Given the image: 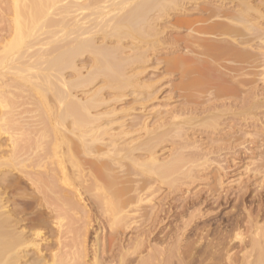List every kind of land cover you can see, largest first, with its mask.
Listing matches in <instances>:
<instances>
[{
  "label": "bare ground",
  "instance_id": "1",
  "mask_svg": "<svg viewBox=\"0 0 264 264\" xmlns=\"http://www.w3.org/2000/svg\"><path fill=\"white\" fill-rule=\"evenodd\" d=\"M183 1L184 0H8V2L10 4V6L7 5L8 10L10 7V10L8 12L9 17L7 19L8 20V26H7V28L0 30V32H1L0 33V111L3 109V106L6 105V104L3 105V103L7 102V101H5V94L8 92L9 93L8 95H10V93H11V92H9V90L6 92V90L9 88L5 89L7 87L8 83L6 84L4 82L5 81L4 79L8 75H11L13 77L14 80L11 79L12 80L11 82H13V83H14V81L18 82L19 84L24 83L23 85H25V83H27V84L29 83V85H31L32 92H34L35 94L39 95V97H41V100L40 99L39 100L41 101L40 104L42 105V108H40V107L39 108L45 111V113L42 111L45 114L44 115L45 119H43V120H44V122L46 121L47 124H49V127L47 129L43 128V129H45L44 132L41 131L42 136L39 135V136L35 137L34 141L36 140V138H38L37 140H40L39 139L40 136L42 138H45L48 136L53 137L52 145L50 144L51 147L49 146V148H48L49 150H47V151H49V154H48V152L47 153L45 152L46 151L45 149H44L45 150L44 152H45V154H48L49 156L51 155L52 157H55V161L52 159L53 161H50V162H53V163L55 162L56 165H55V163L52 165V163L49 162L53 166L51 168V165L47 161L48 159H46L47 166L44 165V167L46 166V168H47L49 165L50 168L49 167H48V169L44 168V170H43L41 165H40L42 161H39L40 164L38 163V165H40V167H41L40 170H42V171H34L33 169H34V167L37 166V164H32L30 162L31 160H29V162H30L29 163L27 161V158L31 156L30 159H32V155H33L32 150H34L35 147H33L32 150L29 149V150H31L32 155L28 156L29 150L26 151V146H24L25 149L23 148V146L22 147L20 146L21 150L17 146L16 148H18L19 151L24 152L23 154H21L19 151L14 150L16 144H18V143L15 142V144H14L13 141H15V140H12V138H11L12 136L9 135L11 133L8 134L9 136L7 135L8 138L5 141H7V143H9V142L10 143L8 145H4V148L6 146H8L6 148H9V150L7 149L8 150V152H7V150L5 149L7 153L4 152L5 150L2 151L4 153L0 152V264H67L66 263L67 259L59 258L57 254L56 255L51 254V261H47L45 258L46 257L45 255H38V253L42 254L43 249L46 252H48L49 246L43 247L44 244L39 243L40 241L46 242V239L41 238V233H40L41 231L30 233L31 236L30 235L27 236L26 233H24L23 231H16L19 228V226L21 225V223L24 221H27L29 223L28 228H29V230H31V232L33 230H35L36 228L41 227V226L42 227L48 226L49 228L50 227L51 228L56 227L57 230L59 231L61 226L64 227V225H65V224L63 225L61 223V221L62 220L64 221V219H66L67 216H70V214H72V213L68 214L67 212H72L73 210H75V208H76V210H75V212H76L77 209H79L78 204H76L74 202L76 200L74 199L73 201H71V199L76 197V198H78L79 202L80 201L86 202L88 200L86 199L85 196H87V194L93 193L92 195L90 194V196H92V197L94 196L93 201L88 202L86 204L89 205V209H92L93 206L95 207V209L96 208H100V210L103 209L105 216H107L106 213H108L107 218L110 216L108 221L111 219V222H112V223H110L109 226H110V229H113L114 227L112 225H116L118 222H122V220H123V222H125V218L128 217L127 212L130 210V207L133 206L135 203L138 204V202H140L142 200V198H144L146 190L149 191L151 189V188H149L150 186L147 185V182H146L147 180L144 179L145 177L143 178V176H145V175H143V176L137 175L138 173H140L141 170L144 173H148V174L153 173L152 175H154L155 177L158 176L159 178H157V179H159V181L162 180V182L164 181L163 179H165V180L168 179L169 178L168 176L172 175L171 173L175 174V172L177 170L179 171L178 166H180L184 160V159L182 160L181 155L177 156L175 159L173 158V160L171 159V161L167 160V162L166 161L159 162V159L156 158L157 156L154 155L155 154L154 149L157 148L156 147L157 144L159 145V143L161 142V140L164 136V134L161 132L159 134L154 135V136H151L149 134L148 138H146V140H143L142 142L140 141V143H138L136 145L131 143V140H129L130 142H127V140L125 139L126 136L128 137L129 134H131L129 131L125 132L126 131L125 130L122 132L120 131L119 133H109L110 132V129H109V132L107 134V133H105L106 130L101 131V127H99V125L97 127L95 126L96 129L89 130V132H92L94 130L92 134L91 133L89 134V136H87V134L85 135V137L82 136L79 132H82L84 129L88 128L89 127L88 125H91L94 121L96 122V120H98V118L100 116V115L99 116L95 115L96 116L95 117V116H91V114H90L91 113L90 111L95 110L94 105L96 107V104H94V102L97 103L96 99H98V98H96V96L99 92L98 91L99 89H97V91L95 90L93 93H91V96L89 95V97H87L88 100H87V102H84V104H83V102H79L78 100H80V99L77 100L75 96H73L75 99L73 97L70 98V95L68 94V92L70 91V89H69L70 87H68L69 90L66 91L67 82H66L65 77L63 75V71L65 69H68V68H76L74 65L76 58H80L84 54H87L88 58L87 57L86 58H87V64H89L88 65L89 70L87 68L88 66L86 65L85 67L87 69L86 68L85 69L88 70V72L84 77L78 78V81H80L82 83L79 85L77 84L78 86L82 85V87H84V85L86 86V84H92V83H94V81L96 79H99V76H103L105 82L113 90H115L114 88L122 89L128 85H131V83H132L131 78H133V77L132 76H130L131 78L129 76H128L129 78L124 77L127 75L125 73V70L127 69V67L125 69V66H128L129 64H131L134 61L135 62L141 61L143 58V57L141 58V56L143 54L140 57L134 56L135 58L133 60L131 59L132 58L131 55H130V58H129V56H128V58H125V56H123V55H122L123 56L122 57L120 54L121 51H119V49H120L119 47L122 45V42L125 40L128 41L127 39L138 40L139 42H143V40H146L147 38L153 36L154 35L153 33H156V31H154L153 27L156 28L155 27L156 22H158V20H160V19L162 20L163 16H165V13H168L167 12V9L169 8L168 6L172 7V5H174L173 7H175V5H176V7H177L181 2L183 3ZM188 1L191 2L193 0H188ZM188 1H186V2H188ZM218 1H220L218 5H216L217 3L216 4L214 3V0H210L209 3H206L203 6L200 5L201 8L199 10L202 11V12L200 11L201 16L200 17L197 16V18H193V20H191V19L190 20H186V19L182 20V19H178L175 17L176 18L175 23H176L177 28H179L181 30L184 29L185 31L188 32V34L191 35L190 36L192 38L191 44H193L194 47L196 46L197 48L200 49L199 53H201V56H202V54L207 55L211 59L214 58V60L227 58V59L232 60V62L233 61L238 62V64L244 63V65H245V62L249 63L252 61L253 62L257 61V60H255V57H253L254 59L252 61H250L251 60L250 59L251 53L248 54L246 52V50H244V52H243L241 49L234 47V45H235L234 42L236 41L240 45L241 44L246 45V43H248V41H249L248 35L245 32L246 27L241 26V24H243V22L247 23V22H249L248 20H250V19H255V21H257L256 19H258V18H264L263 17L264 15L260 12L259 6L254 5V3L256 1H258V3H259L260 0H252V2H254L252 4L247 0H243V1L240 0L238 4H241V6H239L238 11H236L237 8L234 10V9H232V7L228 6V4L231 2V0H218ZM233 1L236 2V0H233ZM182 3L180 4V6H184ZM107 4H109V5L106 6ZM186 5H189V4H185L184 7H186ZM231 5H233V3ZM108 7H110V8H108ZM177 9H178V7H177ZM195 9H197V8H195ZM86 10L91 11L90 15H93L92 19H91V17H90V19H88V17L84 14L86 12ZM1 12H3V10ZM5 12H7V10H5ZM181 12H183V11H181ZM239 23H240V25H239ZM253 26H254V24L251 25V27H253ZM152 31H154V32L151 33ZM252 32L255 33V31H252ZM206 36H208V37L209 36H213V37L227 36L228 38H232L233 40H231L229 42V40L227 39L228 41H226V44L224 43L225 45L224 44H218L217 45L216 43L218 41H216V43H214V40H211L213 42H211V41L209 42V39L208 40L205 39ZM257 36H256V38H257ZM253 37H254V35H253ZM249 38H251V37H249ZM95 39H97V40H95ZM98 39L101 40L102 42L111 43V44L117 43V44H116V46L114 45L112 47L111 46L107 47L105 45L99 44ZM132 40H130V41L132 42ZM175 40H176V38H175ZM178 40L176 42H178ZM251 40L252 39H250V41ZM172 41H174V40H172ZM176 42H175V44H176ZM106 43H103V44H106ZM124 44L125 43H123V45ZM140 44H143V43H140ZM166 44H168V43L166 42ZM252 44H253V42H252ZM130 45L136 47V45H133V44H130ZM179 45H180V43H179ZM179 45H177V46H179ZM128 46H127V48H128ZM146 46H147V43H146ZM188 47H190V46H188ZM132 48H130V49L132 50ZM123 50H125V48H122V53H123ZM133 52H132V54H133ZM135 54H137V53H135ZM172 57H174V59L172 58V60H169V58H167V57L166 58L168 60L165 59L166 60L165 61L166 67H164V69L166 71L165 73L172 72V71L173 72L178 71V73L180 74L179 75L180 76L179 81L182 80L181 79L182 77L185 78V76H187L186 78H188L189 74L195 73V71H196L197 75L200 72V71L197 72L198 70H196L197 68H195V66L194 67L189 66L190 64L187 65V62L181 60L182 58L179 59L177 57V59H178L177 60L175 58L176 57L175 55ZM260 57L261 56L259 55V58ZM160 58H157V59L160 60ZM203 62H204V60H203ZM253 62H252V64H253ZM241 65L239 66L240 68H238V69H237L238 66L235 69L234 65H233L234 68H230V69L235 70V71H238V70L240 71V70L244 69L243 68L244 66L241 67ZM202 66H198V67H202ZM247 66L250 67V65H247ZM256 66L257 65H255L254 67H256ZM210 69L211 68L209 67V70ZM250 69H251V67H250ZM128 70H129V68H128ZM128 70H127V72H128ZM205 70H207V69H205ZM76 71L78 72V71H80V69L79 70L77 69ZM130 71H132V70H129V72ZM139 72L137 71L136 75L139 74ZM205 72H209V71H205ZM221 72H222V70H221ZM200 74H201V72H200ZM247 74H248V72H247ZM249 74H251V72H249ZM238 75H240V72ZM243 75H245V74H243ZM199 76H202L201 78H204L203 74L199 75ZM244 77L245 76H243V79H244ZM135 78H136V76H135ZM184 78H183V80H184ZM216 78H218V76ZM223 78H225V77L223 76ZM229 78H232V77H229ZM239 79H241V78H239ZM6 80L8 81L9 79L7 78ZM134 80H136V79H134ZM138 80H139V78H138ZM187 80L188 79H186V81ZM198 80H199V78H198ZM198 80H196V83L199 82ZM221 80H222V78H221ZM224 80H226V79H224ZM224 80H222V81H224ZM186 81L184 80V82H186ZM209 81H210V79H209ZM209 81H208V83H209ZM232 81H234V80H232ZM236 81H237V79H236ZM192 82H194V80ZM206 82L207 81H205V83ZM255 82H257V81L255 80ZM74 83H73V85H74ZM187 83H188V81L186 82V84ZM134 84H132V86ZM139 84H140V82H139ZM191 84H188L187 85L188 87L185 85V87H187L186 90L190 87L189 85H191ZM193 84H195V83H193ZM210 84L208 86H210ZM217 84L218 85L214 84V86H211L213 88V91H214V98L220 99V98L226 97L225 100L227 99L228 101L224 100L225 104L228 102L230 105L231 102H229L230 101L229 99L234 97L235 94L237 96L236 91H234V89H233L234 87L231 88L232 87L231 82H230L231 87L224 85L223 82H221V84H219V79H218ZM16 85L17 84L15 83V85L13 87L16 88ZM175 85H177V83ZM197 85H199V84H197ZM201 85H205V84L202 83ZM10 86L12 87L11 84H10ZM148 86H149V84H148ZM235 87H237V85ZM15 88H13V89L16 92ZM17 88H19L18 85H17ZM22 88L23 87H21V90H22ZM26 88L27 87H25V89ZM240 88H241V86H240ZM243 88H244V86H243ZM183 89H185V88H182L181 91H183ZM109 90H111V89H109ZM176 90H177V88H176ZM186 90H184V91L186 92ZM121 91L123 92V90H121ZM184 91H183V93H184ZM188 91H190V90H188ZM210 91H211V89H210ZM15 92H14V95H15ZM48 92H50V95L52 93V97L49 95V97H51V98H50V100H48V102L51 101V99L54 97L53 101L54 102L56 101L55 103H57L58 107H57V109L55 108L56 111L55 110L52 111L54 109V106L52 107L53 108L52 110L50 108L51 106L48 108V106H49L48 104L50 103V102L49 103L47 102L48 104L46 103V101H47L46 96L48 97V95H46V94H49ZM237 92H239V91H237ZM69 93L71 94V92H69ZM33 94H30V96ZM123 94H125V93H123ZM147 95L145 94V96H146L145 98L150 97ZM152 95H153V93H152ZM120 96L121 95H119V97ZM179 96H182V97L184 96V98H186L187 102H188V98L190 97V95L187 96L186 94L185 95L181 94ZM12 97H13V94H12ZM253 97H255V95H253ZM111 99H112V97H111ZM144 99H142V100L144 101ZM190 99H189V103H190ZM235 99H236V97H235ZM237 99H238V97H237ZM247 99H248L247 97L245 98L243 96H240L239 102H243V101L246 102ZM73 100H76V101H73ZM138 101H140V100H138ZM143 101H140V102H143ZM210 101L211 100H209V102ZM209 102H208V104H209ZM183 103H184V101H183ZM251 103H252V101H251ZM141 104H143V103H141ZM186 104H188V103H186ZM211 104H213V102ZM184 105L185 104H183V106ZM191 105H190V107H187L185 109L187 112L194 110L191 107ZM223 105H224V103H223ZM234 105H236V104L234 103ZM199 106H200V104H199ZM216 106H218V105L214 104V105L210 106L209 109H211V107H213V109H214V107L216 108ZM219 106H220V104H219ZM247 107L251 108L250 106H247ZM40 109H38V110H40ZM90 109H92V110H90ZM204 109L205 110H203V111H206L207 108L205 107ZM256 109L258 110V108H256ZM182 111H183V109H182ZM207 111H209V110L207 109ZM2 112H4V109L2 110ZM53 112L54 113L56 112V113L54 114ZM111 112L112 111H110V112L108 111L107 113H105V114L103 113V114L109 115V114H111ZM200 113H201V111H200ZM0 115H2V113H0ZM112 115H113V113H112ZM238 115H239V113H238ZM3 117H4V115L0 116V119ZM41 117H42V115H41ZM237 117H239V116H237ZM244 117H246V116H244ZM7 118L5 117L4 119L6 120ZM69 118H71V120H72L71 122H70ZM175 118H177V117H175ZM4 119H1L2 123L0 120L1 124H3V121H5ZM67 119L69 121L71 128L69 127V125L65 126L66 128L64 127V124H67L66 122H68ZM111 119H113V118H111ZM167 120H168V118H167ZM14 121H15V119H14ZM170 121H171V119H170ZM243 121H245V120H243ZM256 121H257V119H256ZM258 121H259V119H258ZM163 122H164V120H163ZM246 122H248V121H246ZM254 122H255V120H254ZM4 123H6V122H4ZM163 124L164 123H158V125H161V127ZM170 125H172V124H170ZM56 126H58V128H56ZM164 126H166V125H164ZM0 127L2 128V125ZM13 127H14V124H13ZM60 127L61 128L63 127L65 129L61 130ZM67 127H69V128H67ZM158 127L160 128V126H158ZM67 129H68L69 133H67ZM69 129H70V131H69ZM65 131H66V133H65ZM85 131H87V130H85ZM85 131H83V132H85ZM0 132H1L0 134H2L1 130H0ZM83 132H82V134L84 135ZM132 132L134 133L133 130H132ZM5 133H7V132H5ZM148 133H152V132L149 131ZM164 133H166V132H164ZM38 134H40V132H38ZM102 134L108 135V137H109L108 141L109 142L106 140L108 143H106V142L101 143V141H103V139L105 140V138H103ZM11 135H13V134H11ZM25 135H27V134L25 133ZM70 135H73L75 137L74 138L75 141L72 140V137ZM86 136L90 137L89 139L87 138L89 141L86 139ZM121 136H124V137L120 141L117 138H120ZM1 141H2V139H1ZM19 141L22 143V140H19ZM87 141L89 143H87ZM40 142H38L39 144L38 143H36V144L40 145ZM43 142H44V139H43ZM36 144H34L33 146H36ZM46 144H45V148H46ZM29 145H28V147L32 148L31 144H29ZM2 147H3V145H2ZM41 147H43V144L41 145ZM41 147H39L38 151H40ZM22 148L25 151H22L23 150ZM36 149H37V147H36ZM137 151L139 153H141V155L144 157L143 161H141L140 158H137V156L134 155L135 152H137ZM244 151H246V150H244ZM40 153H41V151H40ZM180 153L181 152H179L178 154H180ZM35 154H37L36 156H40V155H38V153H35ZM48 155H47V158H48ZM262 155H261V161H260L261 163L259 164V166L258 165L257 166L261 168L262 174L264 177V158L262 159ZM42 156H43V153H42ZM135 156H136V158H135ZM38 158H40V157H38ZM41 158H44V157H41ZM33 159H35V158H33ZM33 159H32V162L35 161L37 158L35 160H33ZM126 161H129L130 164L127 163ZM231 164L233 165V163H231ZM235 164H237V163H235ZM196 165H197V163H196ZM135 166L140 167L142 169L139 172H137L139 169L137 170V168ZM234 166L235 165H233V167ZM40 167L38 166V169ZM190 168H192V167H189V169ZM226 168L233 169V168H229V167H224L223 168L224 172L226 171ZM217 171H219V170H216V172ZM260 171H258L259 175H260ZM224 172H223V174H225ZM15 173H17V174L19 173L22 175H25V174L28 175L29 173L30 174L32 173L36 177L35 180H32V179H30L31 178L30 174H29L30 178L26 175V177H28L27 180L30 181L32 184L34 183V187L30 189L31 190L30 194L21 191V189L24 187V185L28 182L24 183V185L22 186V183H23V179L21 178L22 176L21 177L16 176V178H13V176L16 175ZM187 173H188V174H186L187 176L190 175L191 174L190 170L187 169ZM232 174L233 173H231V175ZM254 174H256V173H254ZM136 175L139 178L142 177L144 180L137 181L139 179L134 178ZM259 175H258V177H259ZM223 176L221 175L222 178H224ZM252 176H253V174H252ZM252 176L250 175V177H252ZM254 176H257V175H254ZM23 178H25V176ZM227 178L229 179V176ZM254 178L258 179L256 177H254ZM254 178H253V180H254ZM248 180L246 177L247 183H248ZM151 182L152 181H150V182L148 181V184L150 183V185H151ZM135 183H136V185H135ZM251 183H248V185L250 184V188L252 187ZM26 185H28V184H26ZM214 186H216V184H214ZM263 186L264 185L261 184L262 188L260 190H262L261 191L262 193H259L256 195V193L253 192L255 195V196L254 195L252 196L253 198L257 197L258 198V199L256 198L257 200H262L261 198L264 197V187ZM212 187H213V185L211 186V189L213 190L214 188H212ZM147 188H149V190ZM228 188L231 189L230 187H228ZM228 188H227V190H228ZM237 188H239V186ZM243 189L245 190L244 194L247 193L246 187ZM24 190H26V189H24ZM216 190H214V192H213V193L217 194L215 197H212L209 200L204 199L203 202L201 201L202 203L200 201H197V199H196L197 203L196 202H194V203L197 205L200 204V205L207 206V205H209V201L213 200V203H215V204H217V206H219V204L224 205L228 201H231V200L233 201V199H231V197H230L231 194L228 193L227 190H226L227 192H225V191L221 192V190H220L221 193L215 192ZM253 190L250 189L249 191L252 192ZM255 190H259V189H255ZM151 192H153V191H151ZM154 192H155V189H154ZM234 192H237V191H234ZM251 192H249V193H251ZM147 193H146V195H147ZM231 193L233 195V192H231ZM240 193L243 196L242 191ZM240 193H239V195H240ZM237 194L234 195L235 199H242L243 198L241 195L239 196ZM70 195H72L74 197L71 198L72 196H70ZM214 195H212V196H214ZM194 200H195V198H194ZM235 202H237V201H235ZM143 203H146V202H143ZM143 203H142V205H143ZM211 203H212V201H211ZM237 203H234V204L236 205ZM260 203L261 204H258L255 208L252 209V211L245 212V210H244L245 213L243 212V210L241 212H237V211L235 212L234 211L235 213L231 212L232 214L230 216H227L226 218L225 217L219 218V221H217L216 219L214 220V218L217 216L210 217L209 219L210 220L212 219V221H214L213 224L207 225L208 227L209 226L212 227L211 229L209 228L210 230L208 229V227H207V230H205V228L198 227L197 223H195V222H193V224H191L192 221L190 223H186V227L189 228V226H192L191 229L189 228L190 231H192V230L196 231L197 236L196 235L195 236L198 237L199 242H201L204 238H206V236H209V235L212 236V242L210 243V241H211L210 240L209 241L210 244H208V246L209 245L210 246L209 247L204 246L205 248H208V249L203 250L204 248L203 249L200 248L203 251L200 253H196V254H200V255H199V257H197L195 259L193 257V261H191L192 259L191 260L189 259L190 252H189L188 248H187V250L184 248L185 251L182 250V253H181L180 249H177V247L178 246L180 247V245H177L175 250L172 249L173 251L169 250L170 255L168 254L169 256L167 255L168 256L167 257L166 255H164V249L163 248H162L163 249L162 250V249H160V247L158 248V247L152 246L151 244L147 245L146 247L144 246V248H143L142 244L146 245L143 242L144 238H142V241L140 240V241H137L136 243L132 244L133 245L132 247H131V245L128 246L129 244L128 245L126 243H125L126 245L123 244L122 241L125 240L124 239L125 237H123V234H125V231H127L126 229H128V228L125 227L126 224H124V226H123L122 225L123 222H122L121 225H122V228L125 227V231H123V232L122 231L121 232L120 231H113L112 232L110 230L112 233L109 232L110 234L108 236L105 235L104 239H102V241H101L102 243H101L100 248L98 247L99 249L96 246H93L94 244L89 245L90 246L89 248L91 250H93V252H94L92 258L90 259V262H91L90 264H170L175 259H176L175 262H173L174 264H185V263H182L181 260L186 256H189L188 259L191 261V263L193 262V264L194 263H198V264H264V204H262V202H260ZM146 206H147V204H146ZM217 206L215 205V207H217ZM237 206H239V204H237ZM142 208L145 209V207H143V206H142ZM44 209H45V211H46V209L48 211V213H46V215H45V213H42V212H45V211H43ZM157 209H158V211H160L158 207H157ZM236 209H237V207H236ZM80 210H81V208L79 209V211ZM139 210H141V209L139 208ZM156 210H155V214H156ZM82 211H83V209H82ZM93 211H95V210L93 209ZM136 211H137V209H136ZM142 211H143V209H142ZM217 211H216V213H217ZM83 212H85V211H83ZM101 212H102V210L99 213H101ZM129 212H131V211H129ZM132 212H134V210ZM143 212L145 213L146 209ZM177 212L178 211L175 212L176 218L177 217L183 218L184 214L183 213H177ZM208 212H210V211H208ZM25 213H29V215L31 217H29L28 214L26 215ZM80 213H81V211H80ZM80 213H79V215H80ZM123 213H127V214L123 215ZM144 213L142 215H145ZM23 214H25L27 217H29V218H27L28 220L23 217ZM66 214H68V215L65 217L64 215H66ZM155 214H153V215H155ZM157 214L159 215V213H157ZM77 215H78V213H77ZM87 215H89V214H87ZM146 215H148V214H146ZM217 215H218V213H217ZM81 216L82 215H80L79 217H81ZM84 216L86 217V215H84ZM101 216H102V214H101ZM123 216H125V217H123ZM140 216H141V214H140ZM140 216H139V218H140ZM151 216H152V214H151ZM224 216H226V215H224ZM63 217H65V218L63 219ZM95 217H94V219H95ZM131 217L134 218L133 216H131ZM131 217H130V219H131ZM142 217H144V216H141V218ZM148 217H147L148 222H146L147 224H145V221L147 219L145 221L140 219L143 221V222H141V221L140 222L142 224H145V227L147 228L148 231H151L152 228L155 226V223H157L156 222L157 218L155 220V218H153L154 216H152V218H150V215H149ZM202 217H203V215L201 216V218ZM158 218H160V217H158ZM198 218H200V217H198ZM73 219H74V217H73ZM96 219H95V221H96ZM85 220H86V218H85ZM97 221H98V219H97ZM100 221H101V219L99 220V222ZM128 221L130 222L129 219H128ZM136 221H138V219ZM88 222H89L88 224L90 225L91 220ZM85 223L86 222H84V224ZM101 223H102V221H101ZM141 223H139V224H141ZM135 224H137V222ZM161 224L162 223L160 222L159 225H161ZM89 225H88V227H89ZM24 226H26V225L24 224ZM109 226L107 225L105 227H107L109 229ZM117 226H119V225L117 224ZM126 226L130 227L128 225H126ZM156 226H157V224H156ZM111 227H113V228H111ZM56 228H55V230H56ZM117 228H120V227H117ZM154 228H156V227H154ZM161 228L158 230L161 231ZM61 230H62V232L60 233V235L63 236L62 235L63 229H61ZM84 230L85 229H83V233L85 232ZM114 230H116V229H114ZM69 231H67L68 234H69ZM79 231H80V229L78 230V232ZM148 231H146L145 228L141 230L142 233L146 234V232H147V234L144 235L145 238L147 237L148 234L150 236V233ZM71 232H70V234H71ZM78 232H77V234L79 235ZM137 232H135V233H137ZM188 232H189V230H188ZM204 232H205V234H203ZM65 233H66V231H65ZM138 233L141 234L140 232H138ZM87 237H89V236H87ZM36 238H40L39 239L40 241H37ZM209 238L211 239V237H209ZM140 239H141V237H140ZM98 240L99 239L96 236L94 243L96 244V242ZM133 240H134V238H133ZM198 241H197V243H198ZM128 242H129V240H128ZM99 243H100V241H99ZM202 243H203V241H202ZM78 245H79L78 246L79 248H80V246H81V248L83 246V245H80L79 243H78ZM29 247L30 248H32V247L36 248V252H33L34 254L32 253L33 255L28 254L29 251L26 249ZM173 247H175V246H173ZM190 248H192V247L190 246ZM82 250H83V248H82ZM82 250H80L81 253H83ZM84 250H86L85 247H84ZM143 251H146L145 255H143V253H142ZM165 252H167V251H165ZM141 253H142V255H141ZM181 254H182V256H181ZM181 257H183V258H181ZM190 258H192V257H190ZM169 259H172L171 262L169 261ZM189 260H188V262H189ZM191 263H188V264H191Z\"/></svg>",
  "mask_w": 264,
  "mask_h": 264
},
{
  "label": "rangeland",
  "instance_id": "2",
  "mask_svg": "<svg viewBox=\"0 0 264 264\" xmlns=\"http://www.w3.org/2000/svg\"><path fill=\"white\" fill-rule=\"evenodd\" d=\"M186 1H188V0H186ZM186 1L184 0L183 3L181 2L184 6H185V4H189V5H186V7L180 6L181 3L177 6L178 9H177L176 5H175L176 8L173 7L174 5H172V7L168 6L169 8L167 7L168 8L167 9L168 13H165V16H163V19H162L163 21L161 19H160L161 21L158 20V22H156V25H155L156 28L153 27L154 31H156L157 34L153 33L154 31H152L151 33H153L154 35L149 37V38H147L146 40H143V42H139L138 40L127 39L128 41L125 40V41L122 42V45L119 47L120 49L117 47L119 49V51H121L120 52L121 56L123 55V56H125V58H128V56H129V58H130V55H131L132 56V58H131L132 60L135 57H140L143 54L141 56V58L142 57L144 58V59L142 58V60H141L142 62L141 61H139V62L136 61L137 62L136 63L134 61L131 64H129L128 66H125V69L127 67V69L125 70V73L127 75L124 76V77L125 78L126 77L129 78L130 76L133 77V78L130 77L132 79L131 85H128V86H126V87H124L122 89L114 88L115 90H113L105 82L104 77L103 76H99V79H96L94 81V83H92V84H86V86L84 85V87H82V85H80L81 87L78 86L79 84H82L80 81H78V78L84 77L87 74L88 70H89V66H88L89 64H87V58H88L87 54H84L83 56H81L80 58H76V60H75V64L74 65H75V67L78 70L80 69V71L77 72L76 68H68V69H65L63 71V75H64L65 80L67 82L66 91L70 89L69 92H71V94H72L71 95L68 92V94L70 95V98L75 96L77 100L80 99V100H78L79 102H83V104H84V102H87V100H88L87 97H89V95L91 96V93H93L95 90L97 91V89H99L98 90L99 92H98V94L96 96V98H98V99L95 98L97 100L98 104L94 102V104H96V107L94 105L95 110L90 109V110H92V111H90L91 112L90 114H91V116H95V115L96 116L100 115V116H99L98 120H96V122L94 121L96 124L93 122L91 125H88L89 127L87 126L88 128L83 130V131L87 130V131H85L86 133L82 131L84 133V135L82 134V132H79L82 136L85 137L86 134H87V136H89V134L90 133L92 134L93 131H94L93 130L92 132H89V130L96 129V127L99 125V127H101V131L102 130H106L105 133H107V134L109 132V129H110L109 133H119L120 131L122 132V131H125V130H126L125 132L129 131L131 134H129L128 137L126 136L127 138L125 137V139L127 140V142H130L129 140H131V143L136 145V144L140 143V141L142 142L143 140H146V138H148L149 134L151 136H154V135L159 134L161 132V133L164 134V136H163L161 142L159 143V145L157 144V146H156L157 148L154 149L155 150L154 151V153H155L154 155L157 156L156 158L159 159V162H161V161L162 162L163 161L167 162V160L171 161V159L173 160V158L175 159L179 155H181L182 160L183 159L184 160H183V163H182L183 165L181 164L180 166H178L179 171L177 170L178 172L176 171L175 174L171 173L172 177L168 176L169 178L166 179V180L163 179L164 180L163 182H162L161 179H160L161 181H159V179H157V178H159L157 175H156L157 177H155L154 175H152L153 173L152 174L144 173L141 170L142 168L135 166L137 168V170L139 169L137 172H139L141 170L140 173H138L137 175H139V176L145 175V176H143V178L145 177L144 179L147 180L146 181L147 185L150 186L149 188H151V189L149 190V188H147L149 190V191L146 190V193L148 192L147 195L145 193L144 198H142V200L140 202H138V204L135 203L133 205L135 208L133 206H131L130 210L128 209L131 212L134 210V212L131 213V212H129L127 210L128 214L127 213H123V215L127 214V216H128L127 218H125V222H123V220H122L123 223L122 222H118L117 224L119 226H117L116 223H115L116 225H112L111 224L114 227V228L111 227L113 229H110V226H109L110 223H112V222H111V219L108 221V219L110 217L109 216L107 218L108 213H106L107 216H105L103 209H101L102 212L99 213L101 211L100 208H96L95 209V207L93 206L92 209H89V205L86 204L88 202H92L93 201L94 196L93 197L90 196V194L92 195L93 193L87 194V196H85L86 199L88 200L86 202H83V201L79 202L78 198L70 195V196H72L71 198L74 197L73 199H71L69 197L71 199V201H73L74 199L77 201V202L76 201H74V202L76 204H78V208L79 209L81 208L80 211H81L82 214L80 213L79 209H77L78 212L77 211L75 212L76 208L72 212H67L68 214H70V213H72V214H70V216H67L68 214L64 215L65 217L67 216V218L64 219L65 217H63L64 221L62 220L61 223L63 225L65 224V225H64V227L61 226L59 231L57 230L56 227H52V228L50 227L49 228L48 226H45V227L41 226V227H38V228H36L35 230H33L31 232V230H29V228H28L29 227L28 226L29 223L27 221L22 222L21 225L19 226V228L16 231H23L24 233H26L27 236H29L30 233L40 232L41 231L40 232L41 233V238L42 239L43 238L46 239V242H41L39 240L40 238H36V239H37V241H40L39 242L40 244L41 243L44 244L43 247H48L49 246V248H48L49 250H48V252H46L43 249L42 250L43 251L42 254L38 253V255H45L46 256L45 258H46L47 261H51V254H54V255L57 254L59 258L67 259V262L65 261L67 264H76L77 262L79 264H90L91 263L90 259L92 258L94 252H93V250H91L89 248L90 247L89 245H93L94 244L93 246H96L97 248L98 247L100 248L101 243H102L101 241H102V239H104L105 235L108 236L113 231H120V232L122 231L123 232V231H125V227H126L128 229H126L127 231H125V234H123V237H125L124 238L125 240L122 241L123 244L126 243L127 245L129 244L128 246L131 245V247H132L133 246L132 244H134V243H136L137 241H140V240L142 241V238H144L143 242L146 245L142 244L143 248H144V246L146 247L147 245H150V244L152 246H155V247H158V248L160 247V249L163 248L164 249V255H166V256L169 254L170 251L175 250L177 245H180V247L178 246L177 249H180L181 253H182V250L185 251V249L186 250H187V248L189 249V252H190L189 256L192 257V258H190L189 256H186L184 258L181 257V258H183L181 260V262L185 263V264H188V263H191V261H193V257H194V259L199 257L200 254H196V253H200L203 250L208 249V248H205V247H209L210 246V245L208 246V244H210L212 242V236L211 235L206 236V238H204L202 240L203 243H202V241L199 242L198 241V237H196L197 236L196 235V231L195 230L194 231L193 230L190 231L192 226H189V228H190L189 229L188 227H186V223H190L192 221L191 224H193V222H195V223H197L198 227H202V228H205V230H207V227H208L207 225H211V224L214 223V221H212V219L211 220L209 219L212 216H217V217L214 218V220L216 219L217 221H219V218H222V217L226 218L227 216H230L232 213H235L236 211L237 212H241L243 210V212H244V210H245V212H248V211H252V209L255 208L258 204H261L260 202H262V204H264V197L261 198L263 201L262 200H257L258 199L257 197H254V198L252 197L254 195V193H256V195L259 194V193H262L261 192L262 190H260L262 188L261 184L264 185V177H263V174H262V170H261L260 167H258L259 164L261 163L260 162L261 161V155L264 153L263 152L264 151V146H263L264 145V88H263L264 87V18H258V19H256L257 21H255V19H250V20H248L250 23L249 22H247V23L243 22V24H241V26H245L246 27V31L245 32L248 35L249 41H248V43H246V45L245 44H241L240 45L236 41L234 42L235 45L233 44L234 47H237V48L241 49L243 52H244V50H246V52L248 54L251 53L250 54L251 55V58H250L251 60L250 61H252L254 59L253 57H255V60H257V61H254V62L252 61L253 64H252V62H249V63L245 62V65H244V63L243 64L242 63L238 64V62H234V61L232 62V60L227 59V58L219 59V60L215 59L214 60V58L211 59L207 55H203L202 54V56H201V53H199L200 49L197 48L196 46L194 47L193 44H191V39H192L190 37L191 35L188 34V32L185 31L184 29L181 30V29L177 28L176 23H175L176 22L175 21L176 18L182 19V20H184V19L193 20V18H197V16L200 17L202 11L199 10V9L204 4L209 3L210 0L209 1L208 0H196V1L193 0L191 2L190 1L186 2ZM239 1L240 0H236V2H235V1L231 0L233 5L235 4L236 6L235 5L234 6L231 5L232 4L231 2H230L231 4L230 3L228 4V6L232 7V9H234V10L237 8L236 11H238L239 10V6H241V4H238ZM241 1H243V0H241ZM247 1H249L251 4L254 3V2H252V0H247ZM219 2L220 1H218V0H214V3L215 4L217 3L216 5H218ZM7 5L10 6L8 0H6V1L5 0H0V30H2L4 28H7V26H8V20L7 19L9 17L8 16V14H9L8 12L10 10V7H9V10H8V6ZM108 5L109 4H107L106 6H108ZM254 5H258L259 8H260V12L264 15V0H260L259 3H258V1H256L254 3ZM108 8H110V7H108ZM195 8H197L199 11L197 9H195ZM2 10H3L4 13L1 12ZM5 10H7V12H5ZM181 11H183V12H181ZM84 14L88 17V19H90V17L92 19L93 15H90L91 14L90 10H86V12ZM253 24H254V26L251 27V25H253ZM239 25H240V23H239ZM252 31H255V33L252 32ZM253 35H254V37H253ZM256 36H257V38H256ZM207 37L208 36H206L205 39L206 40L209 39V42L211 40H214V43H216V41H218L216 43L217 45L218 44H224V43L226 44V41L229 40V42H230L231 40H233L232 38H228L227 36H220V37H218V36L217 37L209 36L210 38L209 37L207 38ZM249 37H251V38H249ZM175 38H176V40H175ZM250 39H252V40L250 41ZM95 40H97V39H95ZM130 40H132L133 43ZM172 40H174V41H172ZM177 40L180 43V45H179L178 42H176ZM166 42L168 44H166ZM175 42H176V44H175ZM211 42H213V41H211ZM252 42H253V44H252ZM98 43L102 44V45H105L107 47L108 46L112 47L114 45L116 46V44H117V43H112L113 44L112 45L111 43L102 42L99 39H98ZM103 43H106V44H103ZM123 43H125V44L123 45ZM140 43H143V44H140ZM146 43H147V46H146ZM130 44L136 45V47H134V46H132ZM126 45L127 46L129 45L128 48H127ZM177 45H179V46H177ZM188 46H190V47H188ZM122 48H125V50H123V53H122ZM130 48H132V50L134 52ZM131 51L133 52V54H132ZM135 53H137V54H135ZM174 55L176 56L175 57L176 59H177V57L179 59L182 58L181 60L187 62V65L190 64L189 66H193V67L195 66V68H197L196 70H198L197 72L200 71L201 74L199 72L198 75H197V73L195 71V73H192L193 75L189 74L188 78H186L187 76H185V78L182 77L181 78L182 80H183V78H184L185 81H186V79H188L187 80L188 83L186 84L187 81L186 82H184V80L183 81L182 80L179 81V79H180L179 75L180 74L178 73V71L177 72H175V71L173 72L172 71V72L165 73L166 72L165 69H164V67H166L165 66V61L168 60L167 58H169V60H172V58L174 59V57H172ZM259 55L261 56L260 58H259ZM157 58H160V60L157 59ZM203 60H204V62H203ZM86 65L88 66L87 67L88 70H86L87 69L85 67ZM233 65L235 66V69H236L237 66H238L237 69L240 68L239 67L240 65H241V67L244 66L243 67L244 69H242L240 71L238 70L240 72V75H238L239 74L238 71L230 69V68H234ZM247 65H250L251 69ZM255 65H257V66L254 67ZM198 66H202V67H198ZM209 67L211 68L210 70H209ZM128 68H129V70H132V71L129 72ZM205 69H207V70H205ZM127 70H128V72H127ZM136 70L138 72L140 71L139 74H137V75H136V72H137ZM221 70H222V72H221ZM205 71H209V72H205ZM246 71L248 72V74H247ZM249 72H251V74H249ZM202 74H203L204 78H201L202 76H199V75H202ZM243 74H245V75H243ZM134 75L136 76V78H135ZM217 76H218V78H216ZM223 76L225 78H223ZM243 76H245L244 79H243ZM229 77H232L233 79L229 78ZM238 77L241 78V79H239ZM7 78L9 79L8 81L6 80ZM138 78H139V80H138ZM198 78H199V80H198ZM221 78H222V80H224V79H226V80L222 81ZM11 79L14 80L11 75H8L4 79L5 80L4 82L6 84L8 83L7 87L5 89L9 88V89L6 90V92L9 90V92H11V93H10V95H8L9 93L7 92L6 94L8 96L5 94V101H7L8 103L4 102L3 105L6 104L5 105L6 107L3 106L4 112H2L3 109L0 111V113H2V115H0V116L4 115V117L1 118V119H4L5 117L6 118L8 117L6 120L4 119L5 121H3V124H1L2 120L0 119L1 120L0 124L2 125V128H3L2 129L0 127V130L2 131V134H0V136L2 135L0 137V147H1L0 150L1 149L2 150L0 152H2L5 149L9 150V148H6L8 146H6L4 148V145H8L10 143V142L7 143V141H5V140H7L9 135L12 136L11 137L12 140H15V141H13L14 144H15V142L19 144V145L16 144V146L14 145L15 146L14 150H16V151H19L18 148H20V146L21 147L23 146V148H24V146H26V151H28L29 149L32 150L33 147H35V149H36V147H37L36 150L34 149L35 151L32 150L33 151V155L35 153H38V155H40V156H36L37 154H35L33 156L32 153H31V150H29L28 156L32 155V159L33 158H35V159L37 158V159L36 160L33 159L35 161L32 162V159H30L31 158V156H30V157L27 158V161L29 162V160H31L30 162L32 164H37V166L34 167V169H33L34 171H42V170H40L41 167L44 170V168H46V166H47V161H48V163L50 161H53V160L55 161V157H52L51 155L49 156L48 155L49 151H47V150H49L48 149L49 146L51 147V145H52L53 137H51V136L50 137L48 136V137H45V138L41 137L42 136L41 131L44 132V130H45L43 128L47 129L49 127V124H47L46 121H45L46 122L45 123L44 120H43V119H45L44 118L45 111L40 109V108H42V105L40 104L41 103V101H40L41 97H39V95H37L34 92H32V88H31V85H29V83L28 84L25 83V85H23L24 83H22V84L20 83L19 84L16 81H14V83H13V82H11L12 81ZM134 79H136V80H134ZM209 79H210V81H209ZM218 79H219V84H221V82H223L224 85H227L229 87H231V85H232L231 88L234 87L233 89L237 93V96L234 93L235 96L229 99L230 100L229 102H231L230 105H229L228 102L225 104V101H228L227 99L225 100L226 97L225 98L223 97L224 99L223 98H220V99H215L214 98V91H213V88L211 86H214V84L218 85L217 84L218 83ZM236 79H237V81H236ZM193 80H194V82H192ZM196 80H198L200 83L199 82L196 83ZM232 80H234V81H232ZM255 80L257 82H255ZM205 81H207V82L205 83ZM208 81H209V83H208ZM139 82H140V84H139ZM201 82L204 83L205 85H201L202 84ZM230 82H231V85H230ZM15 83L19 86L20 89L17 88V85H16V88L13 87L15 85ZM73 83H74L75 86L73 85ZM176 83H177V85H175ZM193 83H195V84H193ZM10 84L12 85V87L10 86ZM132 84H134V85L132 86ZM148 84H149V86H148ZM188 84H191L192 86L189 85L190 87L186 90V88L188 87L187 86ZM197 84H199V85H197ZM209 84H210V86H208ZM185 85L187 87H185ZM236 85H237V87H235ZM240 86H241V88H240ZM243 86H244V88H243ZM21 87H23L22 90H21ZM25 87H27V88L25 89ZM68 87H70V88L68 89ZM13 88L16 89V92L18 91L17 92L18 94L14 91ZM176 88H177L178 91L176 90ZM182 88H185V89H183V91L186 90V92L184 91V93H183V91H181ZM109 89H111V90H109ZM210 89H211V91H210ZM121 90H123V92ZM188 90H190V91H188ZM237 91H239V92H237ZM14 92H15V95H14ZM48 93L49 94H46V95H48V97H49L50 92H48ZM123 93H125V94H123ZM152 93H153V95H152ZM12 94H13V97H12ZM30 94H33V95L30 96ZM145 94L146 95L148 94L147 96H150V97H147L148 99L145 98L146 97ZM181 94L182 95L186 94L187 96L190 95V97L188 98V102H187L186 98H184V96L183 97L179 96ZM119 95H121L120 96L121 98L119 97ZM239 95L243 96L245 98L247 97L248 99L246 100V102H244V101L243 102H239V97H240ZM253 95H255V97H253ZM50 96L52 97V93H51ZM48 97L46 96V99H47L46 103L51 98V97H49V98ZM111 97H112V99H111ZM235 97H236V99H235ZM237 97H238V99H237ZM53 98L51 99V101H49L50 103L48 102L49 104L48 103L47 104L49 105L48 108L51 106L50 107L51 110L53 109L52 107L54 106V109L52 111H54V110L56 111L58 106H57V103H55L56 101L55 102L53 101ZM142 99H144V101ZM189 99H190V103H189ZM138 100L143 101V102H140ZM209 100H211V101L209 102ZM73 101H76V100H73ZM183 101H184V103H183ZM251 101H252V103H251ZM185 102L188 103V104H186ZM208 102H209V104H208ZM212 102H213V104H211ZM141 103H143V104H141ZM218 103L220 104L221 107L219 106ZM223 103H224V105H223ZM234 103L236 105H234ZM183 104H185V105L183 106ZM199 104H200V106H199ZM214 104L218 105L219 107L216 106V108L214 107V109H213V107H211V109H209L210 106H212ZM190 105L195 111L192 110L190 112H187L185 110L187 107H190ZM247 106H250L251 108H249ZM205 107L209 111H207V109H206V111H203V110H205L204 109ZM256 108H258V110ZM38 109H40V110H38ZM182 109H183V111H182ZM108 111L109 112L112 111L111 114H109L110 116L109 115H104ZM200 111H201V113H200ZM112 113H113V115H112ZM238 113H239V115H238ZM41 115H42L43 118L41 117ZM174 116L177 117V118H175ZM237 116H239V117H237ZM244 116H246V117H244ZM111 118H113V119H111ZM167 118H168V120H167ZM14 119H15V121H14ZM170 119H171V121H170ZM256 119H257V121H256ZM258 119H259V121H258ZM69 120H70V122L72 121L71 118H69ZM163 120H164V122H163ZM243 120H245V121H243ZM254 120H255V122H254ZM67 121H68V119H67ZM246 121H248V122H246ZM4 122H6V123H4ZM66 123L67 124H64V127L67 126V125H69V127H70L69 121L66 122ZM158 123H164V124L161 127V125H158ZM13 124H14V127H13ZM170 124H172V125H170ZM157 125L160 126V128ZM164 125H166V126H164ZM69 127H67V128H69ZM56 128H58V126H56ZM65 128L62 127L61 130L65 129ZM132 130L134 131V133L132 132ZM69 131H70V129H69ZM147 131L148 132L150 131L152 133H148ZM5 132H7V133H5ZM38 132H40V134H38ZM164 132H166V133H164ZM9 133H11L13 135H11ZM25 133L27 135H25ZM65 133H66V131H65ZM67 133H69L68 129H67ZM107 134L106 135L102 134L103 138H105V140L103 139V141H101V143H105V142L108 143L109 142L108 141L109 137H108ZM39 135H41L39 137L40 140H37L38 138H36V140L34 141L35 137H37ZM70 136L72 137V140H74L75 137L73 135H70ZM87 136H86V139L87 138L89 139L90 137H87ZM123 137L124 136H121L120 138H117V139L121 141V139ZM1 139H2V141H1ZM43 139H44V142H43ZM19 140H22V143ZM88 141H87V143H89ZM38 142H40V145H38L39 144ZM36 143H38V144H36ZM29 144H31L32 148L28 147ZM34 144H36V146H33ZM42 144H43V147H41ZM45 144H46V148L47 149L45 148ZM2 145H3V147H2ZM17 146H18V148H16ZM39 147H41L40 148L41 153H40V151H38ZM24 149L22 151H25ZM6 150L4 152H6ZM8 150H7V152H8ZM20 150H21V148H20ZM244 150H246V151H244ZM44 151L46 153L48 152V154H45ZM4 152H2V153H4ZM19 152L21 154L24 153V152H21V151H19ZM137 152H135L134 155H136L137 158H140L141 161H143L144 157L141 155V153H139V152L137 153ZM179 152H181V153L178 154ZM42 153H43V156H42ZM47 155H48V158H47ZM136 156H135V158H136ZM38 157H40V158L44 157V158H41L42 159L41 160ZM263 158H264V154L262 155V159ZM46 159H48V160L46 161ZM39 161H42L41 164H40ZM126 162L129 163V161H126ZM38 163L41 165V167H40V165H38ZM50 163H52V165H53L55 162L54 163L50 162ZM196 163H197V165H196ZM231 163H233V165H235V166L233 167V165ZM235 163H237V164H235ZM44 165H46V166L44 167ZM52 165H51V168L53 167ZM55 165H56V163H55ZM38 166L40 167L39 169H38ZM48 167L50 168L49 165H48ZM48 167L46 169H48ZM189 167H192V168L189 169ZM224 167L233 168L234 170L226 168V171L224 172L223 171ZM187 169L190 170V172H191V174L188 175V176L186 175V174H188L187 173ZM215 169L219 170V171H217L218 173L216 172ZM256 169L258 171L261 170L260 171V175L258 174L259 172ZM223 172L225 174H223ZM230 172L233 173L232 174L233 176L231 175ZM254 173H256V174H254ZM15 174H16L15 176L12 175L13 178H16V176L17 177H21L22 176L21 177L23 179L22 186L24 185V183L28 182L26 184H28L29 186L25 184L24 187L21 189V191L30 194L31 193L30 189L34 187V183L32 184L30 181L27 180V178L29 177L30 173L28 175L27 174L22 175V174H19V173L18 174L15 173ZM252 174H253V176H252ZM26 175L28 177H26ZM137 175L134 177L135 179H139L137 181L144 180L142 177L139 178ZM221 175L222 176L224 175L223 176L224 178H222ZM250 175L253 178L256 177L258 179L254 178V180H253V178L250 177ZM254 175H257V176H254ZM258 175H259V177H258ZM24 176H25V178H23ZM30 176H31V178L29 177L30 179L35 180L36 177L32 173L30 174ZM226 176L227 177L229 176V179ZM246 177H247V180L250 178L248 180V183L252 182L251 186L253 188L252 187L250 188V184L248 185V183L246 181ZM148 181L149 182L152 181L151 185H150V183L148 184ZM214 184H216V186H214ZM135 185H136V183H135ZM212 185H213L212 188H214L213 190L211 189ZM238 186H239V188H237ZM228 187H230L231 189H229ZM245 187H246V189L248 191L246 190L247 193L244 194L245 190L243 188H245ZM227 188H228V190H227ZM24 189H26V190H24ZM154 189H155V192H154ZM250 189L251 190L259 189L260 191L259 190H255L256 191L255 192L253 190L251 192V191H249ZM214 190H216L215 192H217V193H221V192H224V191L227 192L228 191V193L231 194L230 197H231V199H233V201L232 200L228 201L224 205L219 204V206H217V204L213 203V200H210L209 201V205H207V206L200 205V204L197 205V204L194 203V202L197 203V201H200V202L202 201L203 202L204 199L209 200L212 197H215L217 194L213 193ZM220 190H221V192H220ZM240 190L242 191L243 196L241 195V193H240L241 191ZM151 191H153V192H151ZM234 191H237V192H234ZM231 192H233V195H232ZM249 192H251V193H249ZM239 193L243 197L242 198L243 200L234 198L235 197L234 195L235 194L239 195ZM212 195H214V196H212ZM194 198H195V200H194ZM196 199H197V201H196ZM211 201H212V203H211ZM235 201H237L238 203L235 202ZM143 202H146V203H143ZM142 203H143V205H142ZM234 203L239 204V206H237V204L235 205ZM146 204H147V206H146ZM141 205L143 207H145V209H146L145 213L143 212V211H145V209L142 208ZM215 205L218 208L215 207ZM157 207L159 208L160 211H158ZM236 207H237V209H236ZM139 208L141 210H139ZM82 209L85 212H83ZM93 209L95 211H93ZM136 209H137V211H136ZM142 209H143V211H142ZM155 210H156V214H155ZM43 211H45V209ZM176 211H178L177 213H183L184 214L183 218L182 217L181 218H178V217L176 218V216H175L176 215L175 214ZM208 211H210V212H208ZM216 211H217L218 215H217ZM42 213H45V215H46V213H48L47 209H46L45 212H42ZM77 213H78V215L80 213V215H82L81 216L82 218L79 217L80 215L78 216ZM143 213L145 215H142ZM150 213L152 214V216H154L153 218H155V220L157 218V220H156L157 223H155V226H154L156 228L153 227L151 231H148L147 228L145 227V224H147L146 222H148V218H149L148 216L149 215H150V218H152ZM157 213H159V215ZM25 214L26 215L28 214V216L31 217L29 215V213H25ZM25 214H23V217L25 219L29 218ZM87 214H89V215H87ZM101 214H102V216H101ZM140 214H141V216H144V217L141 218ZM146 214H148V215H146ZM153 214H155L157 217L155 215H153ZM223 214L226 215V216H224ZM84 215H86V217ZM202 215H203V217L201 218ZM129 216L130 217L133 216L134 218L131 217V219H130ZM139 216H140V218H139ZM73 217H74V219L75 218L76 219L74 220ZM94 217H95V219L97 218L98 221H97V219L95 221ZM123 217H125V216H123ZM158 217H160V218H158ZM198 217H200V218H198ZM85 218H86V220H85ZM136 218L138 219V221H136L137 220ZM100 219H101L103 224L101 223V221L99 222ZM128 219L130 220V222L128 221ZM140 219H142L144 221L146 219L147 220L145 221V224H142L141 222H143V221L140 220ZM90 220H91V223L89 225L88 221H90ZM84 222H86V223L84 224ZM136 222H137V224H135ZM138 222L141 223V224H139ZM160 222L162 223L161 225H159ZM121 223H122L123 226H124V224H126V225H128L130 227H127L125 225V227L122 228ZM24 224L26 226H24ZM156 224H157V226H156ZM88 225H89V227H88ZM107 225L109 226V229L107 227H105ZM117 227H120V228H117ZM55 228H56V230H55ZM144 228L146 229V231H148L150 233V236L148 234L146 238L144 237V235H146L147 232H146V234L141 232V230L144 229ZM160 228H161V231L158 230ZM209 228L211 229L212 227L209 226L208 229ZM61 229H63V233H62L63 236L60 235V233L62 232ZM79 229H80L81 232L80 231L78 232ZM83 229H85L84 230L85 234L83 233ZM114 229H116V230H114ZM188 230H189V232H188ZM65 231H66V233H65ZM67 231H69V234H68ZM134 231L135 232L138 231L141 234H139L138 232L135 233ZM70 232H71V234H70ZM77 232L79 233V235L77 234ZM203 234H205V232ZM87 236H89V237H87ZM96 236L99 239L96 242L97 245L94 243ZM140 237H141V239H140ZM209 237H211V239ZM133 238H134V240H133ZM128 240H129V242H128ZM99 241H100V243H99ZM197 241H198V243H197ZM209 241H210V243H209ZM78 243L80 245H83L82 246L83 250H82L81 246H80L81 249L78 247L79 246ZM173 246H175V247H173ZM190 246L192 248H190ZM84 247H85L86 250H84ZM200 248H202V249L204 248V249L202 250ZM26 250L29 251L28 252L29 255L30 254L33 255L34 254L33 252H36V248L35 247H32V248L29 247ZM80 250H82L83 253H81ZM165 251H167V252H165ZM145 252L146 251L142 252L143 255L146 254ZM142 253H141V255H142ZM181 256H182V254H181ZM188 257H189L190 260L191 259L192 260L190 261L188 259ZM187 259L189 260V262H188ZM171 260L172 259H169L170 262H171ZM175 260H173V262H175ZM173 262H171L170 264H172ZM191 264H193V262ZM194 264H198V263H194Z\"/></svg>",
  "mask_w": 264,
  "mask_h": 264
}]
</instances>
